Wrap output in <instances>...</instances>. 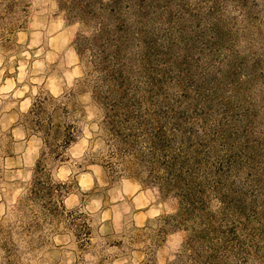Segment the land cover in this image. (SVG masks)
<instances>
[{
	"label": "clouds",
	"instance_id": "9594fccd",
	"mask_svg": "<svg viewBox=\"0 0 264 264\" xmlns=\"http://www.w3.org/2000/svg\"><path fill=\"white\" fill-rule=\"evenodd\" d=\"M0 264H264V0H0Z\"/></svg>",
	"mask_w": 264,
	"mask_h": 264
}]
</instances>
